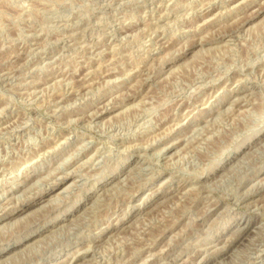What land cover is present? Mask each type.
<instances>
[{"label":"rangeland","instance_id":"rangeland-1","mask_svg":"<svg viewBox=\"0 0 264 264\" xmlns=\"http://www.w3.org/2000/svg\"><path fill=\"white\" fill-rule=\"evenodd\" d=\"M0 214V264H264V0H0Z\"/></svg>","mask_w":264,"mask_h":264},{"label":"bare ground","instance_id":"bare-ground-1","mask_svg":"<svg viewBox=\"0 0 264 264\" xmlns=\"http://www.w3.org/2000/svg\"><path fill=\"white\" fill-rule=\"evenodd\" d=\"M263 79V78H262ZM119 111V110H118ZM54 148V147H53ZM37 157V156H36ZM26 165V164H25ZM79 168V167H78ZM183 191V190H182ZM21 209H18L17 211H16V213L17 212H19ZM11 213V212H10ZM9 214V213H8ZM8 214H0V222L2 221V220H4V219H6V218H8V217H10L11 215H8ZM243 228H244V226H243ZM34 236H36V234L35 233H33V232H31L30 234H27L25 237H24V239L23 240H18V241H15L13 244H10V245H8V247L7 248H3V249H1L0 250V256L1 255H3V254H5V253H7V252H10L12 249H14V248H16V247H18V246H20V245H22L24 242H26L27 240H29V239H31V238H33ZM23 238V237H22ZM27 244V243H26ZM12 253V252H11Z\"/></svg>","mask_w":264,"mask_h":264}]
</instances>
